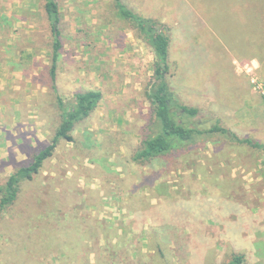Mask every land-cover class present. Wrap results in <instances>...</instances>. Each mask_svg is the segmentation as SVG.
Listing matches in <instances>:
<instances>
[{
  "label": "rangeland",
  "instance_id": "obj_1",
  "mask_svg": "<svg viewBox=\"0 0 264 264\" xmlns=\"http://www.w3.org/2000/svg\"><path fill=\"white\" fill-rule=\"evenodd\" d=\"M127 3L168 29L167 81L180 104L200 110L194 121L264 144V0ZM59 5L64 42L55 92L43 0H0V187L51 142L62 120L58 93L66 103L88 89H100L103 98L74 129L81 145L60 139L0 213V264H75L80 249L70 227L47 234L53 229L44 223L37 236L24 230L67 214L80 226L89 217L106 225V237L98 235L102 248L87 242L79 264H225L236 253L245 264H264V150L217 132L181 158L135 162L153 115L151 47L111 0ZM114 140L115 150L106 145ZM133 193L139 199L129 208Z\"/></svg>",
  "mask_w": 264,
  "mask_h": 264
},
{
  "label": "trees",
  "instance_id": "obj_2",
  "mask_svg": "<svg viewBox=\"0 0 264 264\" xmlns=\"http://www.w3.org/2000/svg\"><path fill=\"white\" fill-rule=\"evenodd\" d=\"M111 1L114 5V10L118 15L133 21L141 32L144 33L145 39L155 56L153 73L154 80L148 90V96L153 105V115L151 120H148L150 123L149 129L142 137L141 143H139L137 149L133 153L132 159L135 162L142 163L151 159L153 160L157 157L172 154L181 158L182 152H184L186 148L191 150L193 145L199 140L202 138L208 139L217 132L231 137L237 142L247 143L253 147L264 150L263 143L255 141L249 137L241 138L235 132L220 124H215L209 128H201L199 124L194 121L200 110L197 107L180 104L175 99L167 81V73L170 67L169 54L171 45V36L169 31H167L168 29L164 26L158 28V22L155 19L145 18L139 15L133 9L128 7L127 0ZM43 7V12L46 20L49 21L52 32V63L50 67V76L52 78L53 88L55 89V92H57V62L61 55L64 42L63 29L61 28L63 21L59 0H43ZM102 98L103 92L100 89L76 91L67 103L59 93L57 94L58 103L62 111V120L56 129L55 135L51 142L42 146L35 152L30 161L19 165L16 170L6 178L4 185L0 187V191L2 192L0 199V213L13 206L19 196L21 183L25 180H32L34 176L40 172L44 163L53 155L60 139L76 141L81 145L73 136L74 129L77 124L93 115ZM114 134L117 135V133ZM115 140L106 142L107 147L115 150L116 146H119V143ZM137 199H139V196L136 193L128 196L126 202L128 203L129 208L135 207V201H137ZM189 217H191V215ZM89 218L81 219L83 222L88 223L80 226V223L76 222V219L72 214H67L63 219L62 217H57L56 219L48 220L47 222H40L37 227H34V225H27V227H24V230H27L29 234L36 235L38 230L40 232L42 229H45L46 226L44 223H48L53 230L51 232L47 231V234H52L55 229H59L63 226L70 227L72 229L71 233L73 232V237H71L73 247L76 250L80 249L79 253L81 255L84 252H87L86 249L89 244L87 242L94 241L99 243L98 246H101L102 248L103 245L101 240L99 241L98 235L99 233H103L101 234L103 235L101 239L107 235L105 224H97L98 220L96 222ZM82 237H84L85 240L82 239V247L80 248L78 240ZM80 255L77 256L75 264H79L78 260ZM98 256L102 258L106 257L103 252H98ZM225 264H245V255L242 253H236L227 260Z\"/></svg>",
  "mask_w": 264,
  "mask_h": 264
},
{
  "label": "crops",
  "instance_id": "obj_3",
  "mask_svg": "<svg viewBox=\"0 0 264 264\" xmlns=\"http://www.w3.org/2000/svg\"><path fill=\"white\" fill-rule=\"evenodd\" d=\"M20 1V0H19ZM13 2L14 3H17L18 2V0H13ZM11 4V3H10ZM60 11L62 12V10H61V7H60ZM2 111H1V109H0V113H1ZM3 114V113H2ZM4 128H6V126H4V125H0V139H2V140H4L3 141V143H5L6 142V140H5V138H6V134H4V132L6 131V129H4ZM1 148V147H0Z\"/></svg>",
  "mask_w": 264,
  "mask_h": 264
}]
</instances>
